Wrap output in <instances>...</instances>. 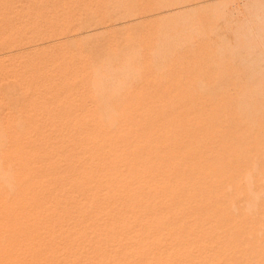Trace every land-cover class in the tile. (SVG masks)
Returning a JSON list of instances; mask_svg holds the SVG:
<instances>
[{"label": "rangeland", "instance_id": "374dc122", "mask_svg": "<svg viewBox=\"0 0 264 264\" xmlns=\"http://www.w3.org/2000/svg\"><path fill=\"white\" fill-rule=\"evenodd\" d=\"M106 255L264 264V0H0V264Z\"/></svg>", "mask_w": 264, "mask_h": 264}, {"label": "bare ground", "instance_id": "6f19581e", "mask_svg": "<svg viewBox=\"0 0 264 264\" xmlns=\"http://www.w3.org/2000/svg\"><path fill=\"white\" fill-rule=\"evenodd\" d=\"M201 3V2H200ZM172 8V7H171ZM167 9V8H166ZM182 9V8H181ZM169 11V10H168ZM167 11V12H168ZM165 12V11H164ZM161 48V47H160ZM77 81V80H76ZM249 101V100H248ZM250 102V101H249ZM242 103H243V101H242ZM244 104H246V103H244ZM251 105V104H250ZM247 106V105H246ZM249 107V106H248ZM103 123V122H102ZM134 123V122H133ZM121 125V124H120ZM115 131H117V130H115ZM141 148V147H140ZM137 149V148H136ZM138 150V149H137ZM135 151V150H134ZM142 152V151H141ZM103 157V156H102ZM139 159V158H138ZM66 163V162H65ZM89 164V163H88ZM66 169H68V167L66 168ZM70 169V168H69ZM10 171V170H9ZM84 182H86V181H84ZM250 184V183H249ZM253 184V183H252ZM230 188V187H229ZM250 191V190H249ZM253 192V191H252ZM251 196V195H250ZM253 196V195H252ZM260 197V196H259ZM62 199V198H61ZM253 199V198H252ZM56 200V199H55ZM255 200V199H254ZM258 201V200H257ZM60 202V201H59ZM251 202V201H250ZM255 203V202H254ZM63 205V204H62ZM107 205V204H106ZM167 206V205H166ZM253 206V205H252ZM92 207H94V206H92ZM253 208V207H252ZM90 209V208H89ZM109 209V208H108ZM258 209V208H257ZM253 210V209H252ZM260 211V210H259ZM259 211H258V213H259ZM182 213V212H181ZM252 213V212H251ZM91 214V213H90ZM255 214V213H254ZM262 217V216H261ZM103 220L104 219H106V218H102ZM176 219V218H175ZM80 220V219H79ZM34 221V220H33ZM90 222H92V221H90ZM120 224V223H119ZM119 224H116V225H119ZM111 225V224H110ZM113 226V225H112ZM93 227V226H92ZM115 227V226H114ZM125 227V226H124ZM152 227V226H151ZM120 229V228H119ZM130 229V228H129ZM129 232H131V231H129ZM148 233V232H147ZM197 237V236H196ZM92 239H94V238H92ZM98 239V238H97ZM102 241H104V242H107V240L105 239V240H102ZM136 242V241H135ZM82 246H84V245H82ZM90 250V249H89ZM86 251V250H85ZM75 252V251H74ZM94 252V251H93ZM71 253V252H70ZM253 253V252H252ZM173 254V253H172ZM195 254V253H194ZM67 255V254H66ZM71 255V254H70ZM112 255V254H111ZM134 255H137V253L135 254L134 253ZM133 256V255H132ZM174 256V255H173ZM177 256V255H176ZM187 256V255H186ZM188 257V256H187ZM131 256L130 255H125V258L123 259L122 258V260L124 261V264H131ZM178 259V258H177ZM82 260V259H81ZM101 262H100V264H122L123 262L120 260V259H111L108 255H106V256H104L103 258H101V260H100ZM181 261V260H180ZM187 261V260H186ZM199 261V260H198ZM155 262L156 261H151L150 263H148V264H155ZM164 263V262H163ZM71 264V263H70Z\"/></svg>", "mask_w": 264, "mask_h": 264}]
</instances>
